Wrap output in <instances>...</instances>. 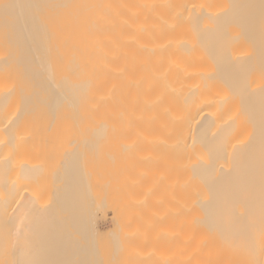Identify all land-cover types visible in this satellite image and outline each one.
<instances>
[{"label": "bare ground", "instance_id": "6f19581e", "mask_svg": "<svg viewBox=\"0 0 264 264\" xmlns=\"http://www.w3.org/2000/svg\"><path fill=\"white\" fill-rule=\"evenodd\" d=\"M0 264H264V0H0Z\"/></svg>", "mask_w": 264, "mask_h": 264}]
</instances>
